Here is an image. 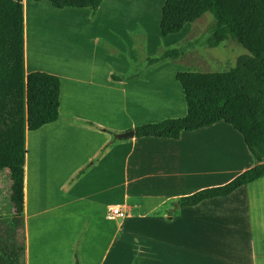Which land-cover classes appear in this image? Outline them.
Wrapping results in <instances>:
<instances>
[{"label":"rangeland","instance_id":"374dc122","mask_svg":"<svg viewBox=\"0 0 264 264\" xmlns=\"http://www.w3.org/2000/svg\"><path fill=\"white\" fill-rule=\"evenodd\" d=\"M166 2L102 0L96 11L95 7L56 8L48 0H26L27 70L72 75L84 82H70L73 86L68 89L85 88L91 94L89 99L95 95L93 86L99 77H120L117 85H110L124 91L106 92L104 124L92 125L104 131L101 141L109 138L113 142L114 135L143 124L182 118L186 115V105L178 74L228 73L238 57L249 53L232 39L215 48L207 47L208 27L214 22L213 15L208 12L186 22L181 30L164 35L161 20ZM171 49H178L180 56L175 60H161V54ZM206 66L211 72L204 70ZM90 81L94 84H89ZM62 93L59 121L28 136L25 165L28 264H136L134 240L126 238L122 231L113 237L117 225L127 217L108 220L103 206L105 211L98 212L94 224L88 225L87 212L75 208L69 198L63 199L57 194L61 188L55 189V182L68 177L73 167L84 160L87 151L93 145L98 147L99 141L92 131L78 128L80 122L66 117L73 104L67 98V91ZM74 97L79 103L88 105L83 100L85 96ZM165 103L171 105L173 112L153 115L148 110L155 104ZM179 108H182V114ZM197 131L199 133L181 132L182 138L187 134H198L206 138L207 143L206 155L196 156L194 160L190 158L184 164L189 177H184L174 166H164V172H161V166L150 162L139 173L132 170L126 189L120 181L119 187L112 190L116 194L112 199L125 203L132 215H136V205L140 204L147 211L171 191V186L159 190V182L190 180V190L196 185L206 186L202 188L206 189L224 185L240 171L250 169L253 157L241 135L230 126L218 122ZM222 137L232 139V153L225 149L220 150V155L215 152ZM105 148L107 144L103 142L101 150ZM137 152H141V148L138 147ZM138 158L135 155L132 164ZM151 159L152 156L142 158L145 161ZM199 170L204 175H195ZM215 171L222 173L212 175ZM173 188L179 191L177 184ZM124 192L130 196L128 200H124ZM149 195L160 199L146 197ZM177 202H167L154 215L162 216L166 208ZM174 213L176 224L166 228L167 241L187 251L174 250L184 258L175 264H264V178L238 189L229 197L204 202L200 209H180ZM215 216L223 218L221 227L209 223L208 218ZM98 218L105 226L103 230L98 228ZM0 220L5 224L0 231L1 248L11 242L13 233L10 185L5 171L0 172ZM183 221H189V225L184 226ZM132 228L145 233L150 226L135 223ZM148 263L151 264L150 261L142 264Z\"/></svg>","mask_w":264,"mask_h":264},{"label":"trees","instance_id":"16d2710c","mask_svg":"<svg viewBox=\"0 0 264 264\" xmlns=\"http://www.w3.org/2000/svg\"><path fill=\"white\" fill-rule=\"evenodd\" d=\"M48 1L56 8H84L99 6L102 0ZM205 12L214 17L208 27L207 47L215 48L232 39L249 54L238 57L228 73L178 74L186 115L135 127L134 138L178 139L181 132L223 122L241 135L256 164L224 185L181 197L177 205L182 208L229 197L264 178V0H167L161 32L179 31ZM23 15L22 0H0V172L5 171L9 179L13 227L11 242L0 248V264H25L26 135L58 117V78L24 74ZM179 56L178 49H171L160 59L175 60ZM118 141L114 138L112 143Z\"/></svg>","mask_w":264,"mask_h":264},{"label":"crops","instance_id":"0c3cea01","mask_svg":"<svg viewBox=\"0 0 264 264\" xmlns=\"http://www.w3.org/2000/svg\"><path fill=\"white\" fill-rule=\"evenodd\" d=\"M25 1L22 0L23 4V12H24V37H25ZM38 3V2H36ZM96 11L100 8V6H94ZM204 68V67H203ZM209 67L206 66L204 70L211 72ZM205 71V72H206ZM32 71H28L26 67V56H25V38H24V74L28 76L32 74ZM35 73H43L50 76H54L58 78L59 87H58V117L57 121L60 119V101L63 97L64 91H67V98H70L73 104V108L67 111L66 117H70L72 120H77L80 122V125H77L78 128H82L83 130L92 131V135L94 137H98V147L90 148L89 151L85 154L84 160L79 162L76 166L73 167L69 176L64 177L60 181V186H58V181L55 182V189L61 188V191L57 194L62 195L63 199L71 200L73 206L75 208L80 207L82 212H87V217L90 220H87L88 225H93L95 222L94 216L99 215L98 212H103V206L106 208V203L109 201H117L112 199L116 194L112 192L119 187V182L123 181L122 187L126 189L129 185L128 177L133 173H139L144 169L145 164L147 163H156L161 166V172H164V166H170L173 168H177L181 174L186 177L190 176V173L187 172L185 168L186 161H189L190 158L193 160L196 159L194 157L199 156L201 154L206 155L207 152V143L206 138H201L198 134H187L185 138H182V133L180 134L178 139H163V138H132L129 140H121L116 143H112V140L109 138L102 140V135L104 134L103 130H98L97 128L103 125L104 121L102 120V116L107 109V91H124L123 88L118 86H111L110 84H116L117 81H120V77L117 76H109L105 78H98V82L93 86L95 90L93 91V98L89 99L91 94L85 91V88L76 87L74 89H68L69 86H73L70 82H84L78 78L73 77L72 75H61L58 73L52 74L50 72H45L42 70H38ZM113 78V79H112ZM64 84V85H63ZM89 84H94L93 81H90ZM85 96L83 100H86L87 104L79 103L74 96ZM81 99V98H80ZM82 100V99H81ZM119 104V102H118ZM155 107H150L148 110L153 113V115L167 114L168 112H173L171 105L165 104H155ZM77 109L79 111H77ZM182 108H179L180 111ZM184 114V113H183ZM165 116V115H164ZM174 116V115H171ZM180 116V115H177ZM176 116V117H177ZM164 118V117H161ZM168 118V117H167ZM160 120V119H156ZM55 122V123H56ZM98 126L97 128L95 126ZM184 133H192V132H184ZM194 133H199V131H194ZM195 135V136H190ZM28 136L26 135V150H28ZM107 144V149L105 152L101 153L102 144ZM100 146V147H99ZM141 148V152H137V149ZM158 148V149H154ZM229 150L232 151V139L229 138H219L217 149L215 152L220 155V150L223 151ZM232 153V152H231ZM137 155L139 158L136 163L132 164L133 157ZM144 156H152L151 160H142ZM27 160V155H26ZM25 160V165H26ZM141 160V161H140ZM251 162V160H250ZM252 159V163L249 168L253 167L256 162ZM200 168V165H199ZM246 170V169H245ZM83 171L81 175L79 172ZM244 171V170H243ZM240 171L239 173H242ZM221 171L212 172V175L221 174ZM238 173V174H239ZM174 173H172L173 175ZM198 177L204 175V172H199L197 174ZM25 183H26V172L24 173V234H25V264H28V252H27V234L26 232V222L28 221L29 210L26 209V194H25ZM177 184L179 191L174 190V186ZM190 180H182L180 182L169 181V182H159L158 189L162 190L167 186H171L172 189L165 196H162L160 203L149 207L147 211L143 210V207L138 204L136 205V215H132L133 212L130 210V214L123 221V223H119L116 227V232L113 237L121 233V231L125 234V237L129 240H134L135 242V251H134V259L137 261L136 264H142L144 261H150L151 264H175L178 261L184 260L182 256H178L174 250H179L181 252H187L186 249L182 246H177L172 243H168L167 241V233L166 228L173 224L176 220L175 210L180 209H200V205H196L193 207L182 208L178 205L172 204L168 208L165 209L162 216H155L156 211L160 209L162 206L166 205L169 201H177L182 196L190 195L198 190H202L206 186L196 185L194 189L190 190ZM216 186V185H212ZM186 190V191H185ZM157 192V191H156ZM124 200H128L130 196L124 192ZM144 197V196H143ZM146 197H151L154 199H160L156 195H149ZM125 202V201H124ZM165 202V203H164ZM102 208V210L100 209ZM132 209V208H131ZM105 211V210H104ZM133 211V209H132ZM107 212V209H106ZM181 219V217H178ZM106 219L112 220V218L108 217V213ZM232 219V218H225ZM142 220V221H141ZM203 221H206L205 217H202ZM221 220L222 217H209L208 221L211 223V226H222ZM218 221V223H217ZM98 222L100 226L99 229L103 230L105 228L104 225L101 224L100 218H98ZM0 223L2 228L5 227L3 222ZM145 224L150 226V229L146 230L145 233L137 232L132 228L133 224ZM184 226L189 225V221L186 223L182 222ZM122 226L126 228L123 229ZM169 239V238H168ZM112 240V239H111ZM111 243V241H110ZM158 243H164V246H159ZM108 249H106L104 255ZM149 264V263H148Z\"/></svg>","mask_w":264,"mask_h":264},{"label":"built area","instance_id":"2783aa9c","mask_svg":"<svg viewBox=\"0 0 264 264\" xmlns=\"http://www.w3.org/2000/svg\"><path fill=\"white\" fill-rule=\"evenodd\" d=\"M106 209L109 218L124 219L130 214V207L125 203L120 204L118 201H109L106 203Z\"/></svg>","mask_w":264,"mask_h":264},{"label":"water","instance_id":"95a60500","mask_svg":"<svg viewBox=\"0 0 264 264\" xmlns=\"http://www.w3.org/2000/svg\"><path fill=\"white\" fill-rule=\"evenodd\" d=\"M114 138L121 141V140H129L134 138V130H129L124 133L114 135Z\"/></svg>","mask_w":264,"mask_h":264}]
</instances>
